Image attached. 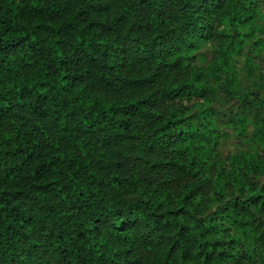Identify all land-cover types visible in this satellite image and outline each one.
<instances>
[{"label": "trees", "instance_id": "16d2710c", "mask_svg": "<svg viewBox=\"0 0 264 264\" xmlns=\"http://www.w3.org/2000/svg\"><path fill=\"white\" fill-rule=\"evenodd\" d=\"M0 264H264V0H0Z\"/></svg>", "mask_w": 264, "mask_h": 264}]
</instances>
